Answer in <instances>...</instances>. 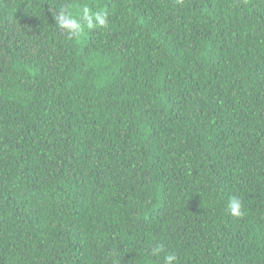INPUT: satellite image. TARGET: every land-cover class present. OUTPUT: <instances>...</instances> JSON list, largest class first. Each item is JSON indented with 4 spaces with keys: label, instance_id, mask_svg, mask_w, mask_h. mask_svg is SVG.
<instances>
[{
    "label": "trees",
    "instance_id": "16d2710c",
    "mask_svg": "<svg viewBox=\"0 0 264 264\" xmlns=\"http://www.w3.org/2000/svg\"><path fill=\"white\" fill-rule=\"evenodd\" d=\"M166 253L264 264V0H0V264Z\"/></svg>",
    "mask_w": 264,
    "mask_h": 264
},
{
    "label": "clouds",
    "instance_id": "9594fccd",
    "mask_svg": "<svg viewBox=\"0 0 264 264\" xmlns=\"http://www.w3.org/2000/svg\"><path fill=\"white\" fill-rule=\"evenodd\" d=\"M175 2L178 5L183 4V0H175ZM57 10L58 14L56 12L52 13V18L55 21L54 26L70 42L79 43L86 30L106 29L108 27V14L103 8L98 11H93L87 3H84L79 5L69 4ZM242 208L241 201L233 196L227 202L225 211L234 218H240L244 215ZM163 251L164 245L157 244L152 248L151 255L159 257ZM162 259L163 264H177V256L175 253H166Z\"/></svg>",
    "mask_w": 264,
    "mask_h": 264
}]
</instances>
